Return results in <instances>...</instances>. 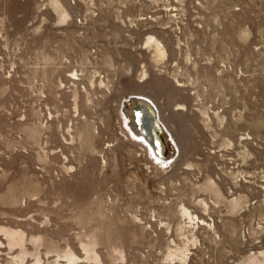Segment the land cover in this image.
Segmentation results:
<instances>
[{
    "label": "rangeland",
    "instance_id": "rangeland-1",
    "mask_svg": "<svg viewBox=\"0 0 264 264\" xmlns=\"http://www.w3.org/2000/svg\"><path fill=\"white\" fill-rule=\"evenodd\" d=\"M0 264H264V0H0Z\"/></svg>",
    "mask_w": 264,
    "mask_h": 264
},
{
    "label": "bare ground",
    "instance_id": "bare-ground-1",
    "mask_svg": "<svg viewBox=\"0 0 264 264\" xmlns=\"http://www.w3.org/2000/svg\"><path fill=\"white\" fill-rule=\"evenodd\" d=\"M147 43L148 45H154L160 54L165 52V50L160 47L157 37L153 35L149 36L147 38ZM134 92L130 95L132 97L131 101L128 100L130 97H126V100H124L125 102H123V114H125L127 118L126 125L129 126L131 132H133L139 140L144 142V145L148 146L146 148L150 149V151L155 154V156L162 159L163 161H169V159L175 157V153L173 150L172 152L170 151L168 136H166L165 133L170 132L169 136L171 134L173 139L172 141L175 142L173 144H176L175 147H177L178 150L179 145L174 138L172 129L164 120L165 117L163 118V116H161L160 105L158 104L159 102H155V98L153 99L149 96V94ZM9 235L10 239L14 242L20 243L24 240V235L18 231L10 230ZM73 256L74 254L70 255V257Z\"/></svg>",
    "mask_w": 264,
    "mask_h": 264
}]
</instances>
